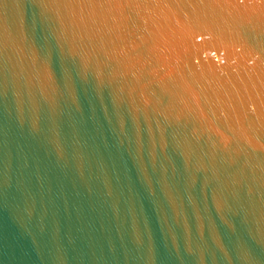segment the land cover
<instances>
[{
  "label": "water",
  "instance_id": "obj_1",
  "mask_svg": "<svg viewBox=\"0 0 264 264\" xmlns=\"http://www.w3.org/2000/svg\"><path fill=\"white\" fill-rule=\"evenodd\" d=\"M0 264H264V0H0Z\"/></svg>",
  "mask_w": 264,
  "mask_h": 264
}]
</instances>
